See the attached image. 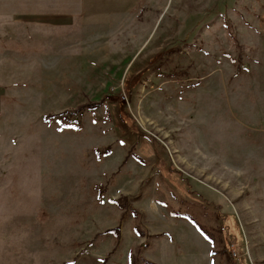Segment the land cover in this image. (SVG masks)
<instances>
[{"label": "rangeland", "instance_id": "374dc122", "mask_svg": "<svg viewBox=\"0 0 264 264\" xmlns=\"http://www.w3.org/2000/svg\"><path fill=\"white\" fill-rule=\"evenodd\" d=\"M127 256L264 264V0H0V264Z\"/></svg>", "mask_w": 264, "mask_h": 264}, {"label": "crops", "instance_id": "0c3cea01", "mask_svg": "<svg viewBox=\"0 0 264 264\" xmlns=\"http://www.w3.org/2000/svg\"><path fill=\"white\" fill-rule=\"evenodd\" d=\"M151 236H153V235H151ZM138 237H139V236H138ZM139 238H140V237H139ZM143 239H144V238H143ZM154 240H155V239H154ZM144 242H145V240H144V241H141L140 244H138V246H136V247L139 248L140 246H142V248H144V249H143V250H144V253H148L147 255H148L149 258L151 259L152 257H150V255H149V254H151V253L148 252L149 249H150L151 247H148L149 245L146 247V246L144 245V244H145ZM131 249H132V248H131ZM143 250H142V252H143ZM129 252H130V251H129ZM129 254H130V253H128V255H129ZM144 256H145V255H144ZM146 258H147V257H145V259H146ZM150 259H149V260L147 259V261L152 262V263L155 264V262L152 261V260H150ZM125 264H129L128 256H127V259H126V261H125Z\"/></svg>", "mask_w": 264, "mask_h": 264}, {"label": "trees", "instance_id": "16d2710c", "mask_svg": "<svg viewBox=\"0 0 264 264\" xmlns=\"http://www.w3.org/2000/svg\"><path fill=\"white\" fill-rule=\"evenodd\" d=\"M106 154H108V153L106 152V148H105L104 151L102 150L101 154L98 152V159H100V157H101L102 155H106ZM199 229H200V232H201V233L204 232V231L202 230V226H200ZM116 230H118V228H114V229L109 230V231H107V232H114V231H116ZM139 234L142 235L141 232H140ZM105 263H106V260H105L102 264H105ZM144 264H154V263H152V262H148V261H147V262L144 261Z\"/></svg>", "mask_w": 264, "mask_h": 264}]
</instances>
